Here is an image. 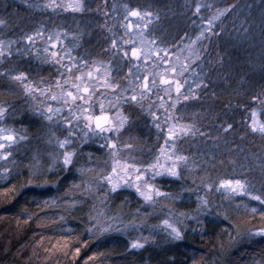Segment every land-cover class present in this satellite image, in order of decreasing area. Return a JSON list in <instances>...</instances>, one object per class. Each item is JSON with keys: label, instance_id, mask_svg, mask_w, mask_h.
Masks as SVG:
<instances>
[{"label": "trees", "instance_id": "trees-1", "mask_svg": "<svg viewBox=\"0 0 264 264\" xmlns=\"http://www.w3.org/2000/svg\"><path fill=\"white\" fill-rule=\"evenodd\" d=\"M41 1L0 0V36L21 41V35L38 24L52 27L60 23L69 31H74L76 24L82 28L78 51H105L103 35L96 31L98 25L88 21H96L94 15L106 6L103 2L119 0H82V6L78 0L67 10ZM122 1L156 13L150 32L168 53L191 43L196 47L192 46L193 64L200 84L174 105L179 116L194 118V122L182 116L178 119L183 129L197 132V137L188 132L182 135L185 147L181 145L194 167L182 168L176 178H153L160 192L168 195L172 211L181 217L182 239H173L157 226L167 211L154 205V200L146 205L130 189L111 193L100 182L106 156L93 140L72 144L73 165L68 169L55 164L46 170L45 140L57 129L38 110L36 103L42 96L36 90L50 91L57 70L42 55L4 53L0 57V119L21 131L25 139L14 154L17 172L0 182V264H264V237L231 245L235 237L232 220L241 217L250 220L247 225L264 226V201L247 200V205L256 208L252 212L222 206V194L204 186L205 180L223 167L230 169L229 158L248 168L258 156L264 164V0H209L200 13H194V0ZM217 11L221 14L215 17ZM198 14L209 24L201 33ZM184 59L187 56L183 55ZM12 73L23 74L33 92L12 81L8 76ZM156 99L153 94L143 101L119 99L127 124L118 137L140 151L148 146L145 159L151 157V147L160 137L154 122L161 112ZM253 108L261 124L256 130L251 126ZM191 144L211 146L201 153ZM32 153L42 157L35 173L30 168ZM234 171H239L238 167ZM94 190L106 195L111 214L119 213L122 221L132 215L140 221L139 233L148 239L138 237L137 242L144 248L130 249L136 237L131 230L102 236L86 230L94 216ZM203 198L212 201V208L197 221L195 214Z\"/></svg>", "mask_w": 264, "mask_h": 264}, {"label": "rangeland", "instance_id": "rangeland-1", "mask_svg": "<svg viewBox=\"0 0 264 264\" xmlns=\"http://www.w3.org/2000/svg\"><path fill=\"white\" fill-rule=\"evenodd\" d=\"M41 2H48L50 6L67 10L78 0H42ZM106 2H103L106 5L104 9L94 15L96 21H88L89 24L98 25L96 31L103 35L102 40L106 42L105 51L96 49L90 52L92 54L78 51L82 28L76 24L73 27L74 31L62 28L60 23L59 26L53 24L52 27L38 24L22 34L21 41L17 38L0 36V57L4 53L14 52L33 58L42 55L57 70L58 76L52 84H49L50 91L42 93L43 91L36 90L42 96L36 103L38 110L57 129V133L45 140L46 149L42 152L47 171L51 170L55 164L63 165L65 153L73 154L74 152L72 147L74 142L93 140L95 144L101 145L106 156L105 175L100 182L103 181L110 189L107 177L114 176L116 179L113 183L121 180L120 188H128L136 195L138 194L134 188L137 182L141 190L151 184L153 186L151 203L154 200V205L167 211L157 222V226L168 233L162 227L163 221L168 219L180 231L183 226L180 215L172 211L167 202L168 195L160 192L153 178L156 177L154 169L158 165L174 169L176 177L180 176L182 168L191 170L194 167V164L186 158L185 148L181 145L185 147L182 135L188 132L190 137H197V132L188 130L186 127L183 129L178 124L181 116L185 121L190 122H194V118L183 114L179 116L177 109L174 108L176 102L183 100L185 95L192 92L196 84H200L197 83L200 80V74L196 73L197 69L193 64L195 58H193L192 46L194 47V44L184 45L175 52L168 53L150 32L156 16L153 10L142 9L122 0L110 4ZM193 3L194 13H200L209 0H194ZM79 4L83 5L82 0ZM132 10L140 12L141 15L130 16ZM220 14L221 11H217L214 16ZM197 16L199 19L197 27L201 33L209 24L207 20L203 21V14ZM98 18L101 19L98 20ZM182 54L187 56V59L181 60ZM8 76L13 79L12 81H17L21 89L25 91L32 89L30 81L26 80L23 74L12 73ZM17 77L21 78L17 79ZM149 94L157 98V105L161 108V112L157 111L160 113L156 115L158 119L154 121L160 131L158 133L160 137L151 147L153 150L151 157L145 159L143 153L147 151L148 146H142L140 151L127 141L121 142L118 137L119 131L127 124V116L120 107L119 99L128 97L133 101H143ZM166 102L167 106H165ZM101 111L110 114L109 122L105 127L95 130L91 124V117ZM251 120L254 130L261 128L255 108L251 109ZM8 135H13L12 142L4 140V137ZM200 135L199 133L198 136ZM24 139L25 136L21 131L14 129L11 125H5L0 119V143L5 145V149H0V182L17 172L14 154ZM191 145L201 153L205 147L211 146V144H204L199 148L196 144ZM31 158L33 164L30 168L35 173L42 165V157L32 153ZM228 163L230 169L223 167L221 172L205 180L206 190L222 194L223 203H220L222 206L240 207L248 212L254 211L255 206L247 205L246 202L247 200H256L259 203L264 201V164L258 156L248 168L244 164L237 166L232 158L228 159ZM236 167L239 171L235 172ZM160 176L170 177L168 174ZM91 194L95 200L94 216L101 221H109L110 231L136 232L137 238L134 237L136 242L138 237H143L139 233L140 229L137 228L140 221L133 220V215L128 220L122 221V215L110 213L113 210L110 211L106 205V195L101 196L95 190ZM202 201L199 205L201 208L195 214L196 220H199L200 214L204 212L209 214L212 208V201L207 198H203ZM149 203L145 202L146 205ZM219 214L224 216L222 210ZM236 219V221L232 220L235 237L231 245L264 237L263 225L262 227L247 225L250 220L243 221L241 217ZM104 226L108 227V225Z\"/></svg>", "mask_w": 264, "mask_h": 264}, {"label": "snow or ice", "instance_id": "snow-or-ice-1", "mask_svg": "<svg viewBox=\"0 0 264 264\" xmlns=\"http://www.w3.org/2000/svg\"><path fill=\"white\" fill-rule=\"evenodd\" d=\"M141 15L140 12L136 10H132L130 13V16L132 17H139ZM133 54H135V50H133ZM21 77H17L19 79ZM97 129H100L102 125L98 122L96 125ZM4 140L7 142H12L14 140L13 135H8L4 137ZM101 147V145H98ZM0 149H5V145L3 143H0ZM8 159V158H7ZM63 166L68 169L71 165H73V154L72 153H65L63 161ZM163 174H168L171 178H176V172L174 169H168L164 167L163 165H158L156 169H154V176L158 177ZM116 179L114 176L107 177V183L110 186L111 193L118 190L121 187V180H116L115 183H113V180ZM140 178H138L139 180ZM134 190L137 192L138 196L143 199L145 202H151L152 200V192H153V186L151 184H148L145 186L144 190H141L139 183L137 182L136 187ZM118 219V218H113ZM89 225L90 227H86V230L90 232L92 235L99 234L100 236L106 234L111 230V224L109 221H101L95 216H91L89 218ZM104 225H108V227H105ZM163 229H166L168 233L171 235L173 239H182L180 231L177 229V227H174L172 223L169 222L168 219H165L162 224ZM142 239L147 241V237H143ZM145 245H142L138 242H132L130 244L131 250H141L144 248Z\"/></svg>", "mask_w": 264, "mask_h": 264}, {"label": "water", "instance_id": "water-1", "mask_svg": "<svg viewBox=\"0 0 264 264\" xmlns=\"http://www.w3.org/2000/svg\"><path fill=\"white\" fill-rule=\"evenodd\" d=\"M92 125L97 130V123L99 122L102 127H105L109 122V113L108 112H99L92 116ZM101 127V128H102ZM100 128V129H101Z\"/></svg>", "mask_w": 264, "mask_h": 264}]
</instances>
